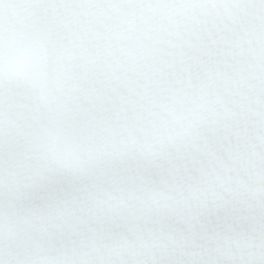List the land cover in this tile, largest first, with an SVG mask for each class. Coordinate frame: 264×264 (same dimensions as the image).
Instances as JSON below:
<instances>
[{
	"label": "snow or ice",
	"instance_id": "obj_1",
	"mask_svg": "<svg viewBox=\"0 0 264 264\" xmlns=\"http://www.w3.org/2000/svg\"><path fill=\"white\" fill-rule=\"evenodd\" d=\"M0 264H264V0H0Z\"/></svg>",
	"mask_w": 264,
	"mask_h": 264
}]
</instances>
